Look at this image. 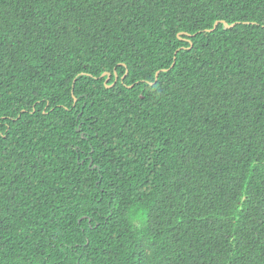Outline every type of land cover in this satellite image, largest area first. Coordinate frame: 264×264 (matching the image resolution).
<instances>
[{"label": "trees", "instance_id": "1", "mask_svg": "<svg viewBox=\"0 0 264 264\" xmlns=\"http://www.w3.org/2000/svg\"><path fill=\"white\" fill-rule=\"evenodd\" d=\"M0 264H264V0H0Z\"/></svg>", "mask_w": 264, "mask_h": 264}, {"label": "water", "instance_id": "2", "mask_svg": "<svg viewBox=\"0 0 264 264\" xmlns=\"http://www.w3.org/2000/svg\"><path fill=\"white\" fill-rule=\"evenodd\" d=\"M219 23H220V22H216L215 25H214V27H213V29H211L210 31L215 30V29L217 28V26L219 25ZM222 23L224 24V26H225L227 29H230V28H232V27H234V26L236 25V24L229 25V24H227L226 22H222ZM174 64H175V62L173 63L172 66H174ZM162 71H165V70H162ZM159 73H160V71L157 72V74H156V80H157V78H158ZM103 77H106L105 85H106V87H108V88H110V87H112L113 85H115L116 82H117V80H118V77H117V75H116L115 82H114L112 85H108V82H109V80H110V78H111V74H110V73H104V74L101 76V78H103ZM123 79H124V77L122 78V80H123Z\"/></svg>", "mask_w": 264, "mask_h": 264}]
</instances>
